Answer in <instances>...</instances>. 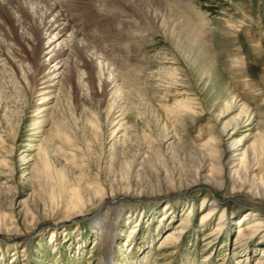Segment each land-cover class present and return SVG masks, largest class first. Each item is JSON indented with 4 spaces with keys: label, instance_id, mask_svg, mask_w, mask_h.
Instances as JSON below:
<instances>
[{
    "label": "rangeland",
    "instance_id": "rangeland-1",
    "mask_svg": "<svg viewBox=\"0 0 264 264\" xmlns=\"http://www.w3.org/2000/svg\"><path fill=\"white\" fill-rule=\"evenodd\" d=\"M104 3L101 1L98 8ZM166 3L192 26L197 27L202 21L209 24L208 52L213 55L216 74H209L211 60H205L207 69L200 73L196 62L182 61L180 52L175 51L173 59L181 70L178 74L180 86L164 92L167 105L172 107L181 100L197 115L186 116L182 123L174 124V116L168 117L163 108L153 107L146 120L127 116L126 126L119 128L116 136L120 156L125 154L126 159L133 158L135 153L143 157L149 148H152L149 152L152 155L151 151L160 145L163 163L158 169L167 166V170H172L169 174L173 173V180H167L165 175H160V180L154 175L152 178L143 176L141 181L120 180L117 166L108 169L112 150L110 138L101 150V137H95L86 127L84 108L79 101L72 97L71 100H57L58 90H55L45 94L47 101L43 102L42 92L29 90L24 96L16 81L8 83L10 81L5 80L6 85L0 93V210L8 212L12 204L14 215L4 219L0 231V264H102L103 236L101 230L89 222L90 215L97 209L94 205L87 206L80 213L76 212L75 218L70 216L69 201L72 199L68 189L71 185H65L60 174L77 176L80 171L64 158L58 150L59 139L51 135L56 118H64L63 122L77 126L81 137L75 141L78 145L74 146L78 147L70 152L78 155V163L82 160L88 165L89 169L84 168L83 174L95 179L96 170L100 172L101 185L110 190L105 196L111 195L112 200H117L114 205L121 215L116 220V237L112 243L114 264H256L260 259L264 261V229L259 236L251 238L255 220L264 223V200L246 194L245 189L239 190L230 182L219 188L204 183L191 187L187 178L181 175L178 180L177 174L180 169L185 174L189 169L196 170L203 158L199 150L211 138L217 140L224 126L233 135L228 143L235 140L234 147H238L234 150L236 158L232 160L252 158L251 148L264 133V0H167ZM91 32L92 35L82 39L98 48L105 42L93 37L112 31L106 29L101 33L99 28H94ZM123 38L122 43L111 40V44L106 42L105 45L109 51H118L115 57L122 52L123 61L131 57L133 49L136 51L133 68L129 71L138 73L142 61L151 64L145 76L163 68L158 66L155 56L163 50L169 52L170 43L156 35L138 42ZM121 64L125 69V64ZM55 74L50 84L59 80ZM80 90L90 95L84 83ZM186 98L191 101L187 102ZM241 103L248 106V115L240 114ZM250 113L254 116L249 117ZM117 127L114 125V129ZM110 128H105L108 136ZM125 128L128 131L126 139L123 138ZM173 138V147L156 144L165 139H170V143ZM42 145L49 147L46 156L42 151L39 153ZM225 147L221 144L217 150ZM101 152L106 163L101 162L98 169L96 164ZM39 154L54 166V177L48 169L37 167ZM171 154L176 158L171 159ZM147 163L145 169L152 174L153 169ZM205 166L207 170L202 175L206 179L209 160ZM37 169L42 170L39 176ZM254 169L256 180L264 182V160ZM126 195L130 200L118 201ZM214 201H218L220 210L203 223L201 219ZM104 212L102 210L96 219L103 220ZM240 232L242 240L238 243L236 238Z\"/></svg>",
    "mask_w": 264,
    "mask_h": 264
},
{
    "label": "bare ground",
    "instance_id": "bare-ground-1",
    "mask_svg": "<svg viewBox=\"0 0 264 264\" xmlns=\"http://www.w3.org/2000/svg\"><path fill=\"white\" fill-rule=\"evenodd\" d=\"M101 1L103 0H0V93L6 85L5 80H8L10 81L8 83L16 81L24 96L29 90L42 92L43 102H46L45 97L55 90H58L57 100L62 98L71 100L70 97L76 99V102L79 101L84 108L86 127L92 131L95 137H101V150L105 147L107 138H110V142H112L110 149L112 150L108 169H112L114 165L117 166L118 176H116L120 180L139 181L143 176L152 178V175L156 180H160L159 176L165 175L167 180L172 181L173 173L169 174L172 170H167V166H163L162 170L158 169L160 163H163L160 145L153 149L155 154L152 151V155L149 154L152 150L149 148L143 157L142 154L135 153L133 158L126 159L125 154L120 156L121 148L119 149V139H117L116 134L119 128L126 126L124 120L127 119V116L146 120L147 114L152 111L153 107L163 108L168 117L174 116V121H176L174 124L182 123V119L186 116L194 117L197 115L193 108L182 103L181 100L176 101L172 107L168 106L164 92L166 93L169 88L180 86L178 74L181 70L177 68L173 59L175 51L180 52L182 61L196 62L201 69L199 70L200 73L207 69L205 60H211L212 67L208 68L209 74L210 76L216 74L213 55L210 56L211 54L209 55L208 52L211 33L209 24L202 21L199 26H192L190 22H187L182 15L176 12L175 8L166 3L167 0L166 2L163 0H104L105 3L99 9L98 6ZM183 9L185 10V8ZM70 17H73V20H70ZM94 28H99L101 33L106 29L112 31L110 34L105 32L98 37H93V39H99L103 43H109L111 40L122 43L123 37L138 42L155 35L159 36L171 45L169 52L164 53L165 51L162 49L163 53H158L157 57L155 56L156 60L159 61L158 66H163V68L153 70L145 76L143 74L145 71L148 72V66L151 64L149 61H142L139 62L141 67L139 66L138 73L129 71L130 68H133L132 62L135 61L132 59L135 58L136 51L133 49L131 57L126 58L124 63L122 52L118 55L117 50V52L109 51L105 43L99 45L98 48L91 47L90 43H87L82 37L92 35L91 30ZM45 45L48 46L45 47ZM115 53H118L117 57H115ZM121 63L125 64V69ZM54 73L59 77V80L56 84H50ZM83 83L90 95L81 92L80 88ZM5 88L7 89V87ZM147 93H151V96ZM234 99L232 95V102ZM186 101L191 100L186 98ZM38 110L40 111V108H37ZM239 112L240 114H247L249 112L248 106L241 103ZM253 116L254 114H249V117ZM63 120L64 118L55 119L56 126L51 130V135L59 139L58 150L64 154V158L80 171L77 176L73 174L74 176L66 177L60 172L62 182L65 185H71L68 189L69 197L72 199L69 201V208L72 211L70 216L75 218L76 212L80 213L83 208L94 205L97 210L90 215L89 222L94 223L101 230L103 236L101 262L102 264H114L111 259L112 243L116 237L114 234L117 228L116 220L120 217L121 211L114 205L117 200L114 198L112 200L111 195L105 196L110 190H106L101 185L98 170H96L95 179L83 174L84 168L89 169L88 165L84 164L82 160L81 163H78V155L70 152L75 151L74 148L78 147L74 145L77 144L75 141L81 137L79 136L81 134H78L79 129L74 123H65ZM262 124L264 126V122ZM114 125L118 126L117 129H114ZM147 125L149 127V123ZM109 126L111 132L108 136L105 128ZM164 127L166 126L164 125ZM127 132V128H125L124 139L127 137ZM218 136L219 140H216L215 137L211 138V141L206 142L199 150L203 158L198 160L199 163L196 165L195 171L189 169L187 175L184 171L182 173L181 169L177 171L178 180L182 175V178H187L186 181L189 180L188 183L191 184V187L204 183L203 185L219 188L226 182H230L239 190L245 189L246 194L264 200V182H258L252 173L255 166L264 160V133L259 137L260 140H258L257 145L251 148L252 158L240 161L232 160L236 158L234 154L238 147H234L235 140L228 143L233 135L228 132L226 126L220 129ZM169 141L170 139H165V142L160 140L156 144L165 143L173 147L175 139L173 138L170 143ZM221 144H225L226 147L217 150ZM237 144L240 145V141ZM48 148L43 145L40 146L39 153L42 151L46 156L49 153ZM170 157L171 159L176 158L172 154ZM105 160L106 157L101 152L96 167L99 169L101 162L106 163ZM208 160L210 170L205 179L202 174L207 170L205 165ZM146 162L153 169L152 174H148L146 171ZM39 163L40 165L38 164L37 167L48 169L54 177V166L47 157H42V154H39ZM37 170V176H39L42 170ZM116 176L113 174L114 178ZM83 177L84 180H82ZM127 196L119 198L118 201L130 200L126 198ZM12 207L11 204L8 212L3 209L0 210V231H2L4 219L13 217ZM23 207L25 208L27 205ZM209 207L201 219L203 223L220 210L218 201L212 202ZM102 210L106 211L103 213L105 217L103 220L101 217L96 219ZM167 213L166 210L165 214ZM260 218L262 217L260 216ZM255 221L257 222H254L251 238L259 236L264 229H258L260 226L264 227L262 220ZM18 238L21 239L20 236H17ZM168 238L170 240L171 236ZM167 240L166 238L165 241ZM241 240L242 233L240 232L236 241L239 243ZM244 247L247 246L244 244ZM256 264H264V261L260 259Z\"/></svg>",
    "mask_w": 264,
    "mask_h": 264
}]
</instances>
